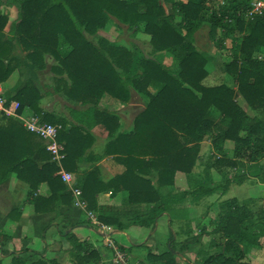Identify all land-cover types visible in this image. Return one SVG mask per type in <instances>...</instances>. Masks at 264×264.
<instances>
[{
  "label": "trees",
  "instance_id": "16d2710c",
  "mask_svg": "<svg viewBox=\"0 0 264 264\" xmlns=\"http://www.w3.org/2000/svg\"><path fill=\"white\" fill-rule=\"evenodd\" d=\"M161 1L168 3L0 0V83L15 68V41L23 53V63L19 64L23 69L10 99L19 102L18 113L30 109L41 121L60 125L58 139L66 153L62 164L76 173L77 161L92 144V135L82 125L39 107L42 91L35 83L36 72L45 68V55L57 61L51 70L68 78V82L58 79L59 90L68 101L90 105L85 113L94 120L84 122L90 127L97 123L107 129L110 139L104 151L118 154L114 158L123 167L107 181L100 179L97 167L83 172L82 180L77 181L88 209L117 230L139 224L152 231L166 211H172L183 201L197 204L220 188L223 194L227 184H241L249 176L264 183V10L246 17L251 0H172V11L166 12ZM3 5H13L17 10L16 19L10 23L1 10ZM109 16L136 30L143 24L152 51L171 54L177 61V71L146 59L139 50L135 56L134 51L112 45L105 38L97 44L86 39V33L94 34L104 28ZM204 22L210 24L209 32L221 49L233 34L240 36L237 49L231 44V59L223 67L235 89L225 82L206 83L209 72L205 66L211 57L198 50L194 37ZM64 45L68 48L63 49ZM129 86L145 95L147 102L135 116L132 130L117 132V116L96 106L104 93L127 101ZM236 91L253 115L237 104ZM212 111L217 113L216 118L210 116ZM0 117L4 120L0 124V184L12 175L27 183V199L36 212L54 210L60 200L72 206V196L57 174L58 167L45 142L27 131L17 118L3 114ZM206 139L210 140L213 154L205 162L199 179L193 170L200 159V141ZM227 142L232 143V156ZM225 166H242L248 171L229 177L222 170ZM252 167L257 168L253 171ZM211 168L223 172V186L221 181H213ZM178 172L185 174L191 184L182 190H171ZM41 183L47 185L49 195L38 194ZM107 190L127 194L116 206L99 204L95 195ZM253 204L236 197L218 201L210 230L202 225L200 235L182 227L186 235L182 241H177L171 232L165 251L147 253L149 264H177L176 252L182 254L202 235H211L219 250L203 256L199 264H251L246 257L247 246L259 232V226L264 230V200L256 208ZM70 237L76 249V264H92L97 256L94 249L87 243H76L73 234ZM3 238L6 237L0 234V242ZM10 264L58 263L41 257L27 263L23 256L13 255Z\"/></svg>",
  "mask_w": 264,
  "mask_h": 264
},
{
  "label": "crops",
  "instance_id": "0c3cea01",
  "mask_svg": "<svg viewBox=\"0 0 264 264\" xmlns=\"http://www.w3.org/2000/svg\"><path fill=\"white\" fill-rule=\"evenodd\" d=\"M13 8L16 10L15 6L13 5L2 6L1 10L5 13V15L8 16V23L12 22L16 18L13 16L15 11H13ZM9 12L11 13L10 15ZM108 41L112 42L109 38ZM122 46L124 45L122 44ZM62 47L63 49L68 48L67 45H64ZM138 50L144 57H147L143 54L142 50L138 46L134 45V47H132L131 49V51H134L135 56L138 54ZM168 54L169 53L164 54L165 56L163 58V63L165 62V59L173 58L171 54H169L170 57H168ZM139 68L137 69V72ZM19 74V70L15 69L6 79V81L0 83V92L3 97L11 98L19 84ZM57 76L62 77V75L59 74H57ZM222 77L227 78L223 69L219 70L218 73L215 70L211 71L206 79H209L210 83H212L211 80L213 79V81H215L213 83L215 84L219 83V80ZM51 88V90H44V88H40L42 91V95L39 99V107L42 109V111L52 113L54 115L63 116L71 123L82 125L93 137L92 144L85 150L83 155L77 161L78 168L76 173H71L73 179L72 185L78 187L77 181L82 180L81 178L83 172H87L95 167L98 168L99 176L102 181H107L112 176L119 173L123 167L114 158L118 154H107L104 151L105 145L110 139L107 129L104 128L101 124L97 123H93L91 127L88 125L89 122H92L94 120L85 113V111L87 110L86 108H89L90 105L68 101L67 97L62 92H60L59 87L55 86V84ZM150 89L152 90V88ZM142 96L143 95L139 93L135 88L129 86V98L127 101H121L117 98L112 97L108 93H104L98 102V106H100L102 109L106 108L105 110L114 112V114L117 116L119 122V126L116 130L117 132H127L129 129L133 128V120L135 116L145 107L146 98L143 99ZM22 114L25 117H28L32 115V112L30 109H24ZM3 122V118L0 117V124ZM226 147L228 150H231L229 147L232 148V143L227 142ZM212 174L213 172L211 173V176H213ZM65 186L67 191L70 192L69 187L67 185ZM176 187H178V185L175 183L171 190H177L175 189ZM182 189L185 188L181 186L180 190ZM28 190V184L17 179L14 175L0 184V234L6 237L5 239L3 238V240H1L0 242V264H2L3 258L8 256L12 259L13 255L23 256L25 259H27V263L35 261L39 257H41L43 260L54 259L58 264H76L77 260H75L74 258L76 249L73 247L74 244L70 237L71 234L74 235L75 238H73L76 243H87L97 253L96 258H94V260H91L92 264H106L111 256L110 243L112 242L120 247H123L126 251V248L120 242H118L117 238H120L125 234L129 238L127 229L132 225L141 226L139 224H130L124 227L122 230H117L115 227L107 225L101 222L99 219L98 220L100 222V225H94L87 218L86 214L83 211L74 207L73 205L71 206L63 203L64 201L62 200L55 203L54 210H51L49 212H36L32 201L27 199ZM37 192L38 194L43 196L49 195L48 187L45 183H41L39 185ZM126 194L127 193L124 191L115 193L112 190H107L97 193L95 196L99 204H109L116 206L122 203V200L126 197ZM180 204L192 205L187 201H183ZM172 211H166L157 220L152 231H150V228L148 227L141 226L145 228L147 232H149L146 233V231H142V238H144L146 235L147 238L145 237V240L148 239V234L151 235L157 230L156 226L160 220L168 223L167 219H169L170 223L173 218L171 216ZM81 213H83L84 217H81ZM85 225L87 226V228H89V230L94 231L96 235L91 236L89 234L85 237H80L76 233V230H78V228L85 227ZM183 225L184 224H181L179 226V230L177 233L184 234L182 230ZM258 233L253 239L258 237ZM174 234L177 240V234ZM32 237H35L37 240V242H35L36 244H33V246L30 245V242H32ZM182 240L183 239L177 241ZM256 240L258 241V239ZM254 243V241H251L247 246L250 251L249 259L247 260L251 264H264L261 262V258L258 259V257H256L258 259L256 260V262L252 260V257H255L254 252L256 249H250L252 247H256L253 246ZM34 245L36 246L34 247ZM131 247H137L141 250V253L135 258V262H138L139 264H149L147 259V253L149 251L158 254L167 249L166 247L163 249H150L149 245H147L144 241L131 243L129 248ZM176 247L178 248V246ZM190 249H192V247H189L182 254L176 252L175 260L177 264H195L188 257L191 251ZM6 251L10 253L7 254ZM262 256L264 258L263 254Z\"/></svg>",
  "mask_w": 264,
  "mask_h": 264
},
{
  "label": "rangeland",
  "instance_id": "374dc122",
  "mask_svg": "<svg viewBox=\"0 0 264 264\" xmlns=\"http://www.w3.org/2000/svg\"><path fill=\"white\" fill-rule=\"evenodd\" d=\"M171 1L172 0H168V3L161 1V4L164 6L166 12L172 11V8L170 6ZM14 10L15 9L13 8V11ZM10 14L11 13L9 12V15ZM13 16L17 17V10L14 11ZM7 28L8 27L5 28V32L7 31ZM139 28L140 29L138 30H136L134 26L130 28L127 24L121 23L117 21L114 17L109 16V20L107 21L104 28L99 29L94 34L86 33V39H88L92 43L97 44L100 38H105L107 40L109 38L112 41V42H109L110 44L116 45V46H122L123 44L124 45L123 47L128 49V51L130 52H131L132 47L136 45L142 50L143 54L147 56L145 57L146 59H152L159 63L161 62L165 66L171 68V70L177 71L178 69L177 61L174 58H171V59L167 58L165 59V62L163 63V58L165 56L164 55L165 53L153 52L152 46L149 42L150 36L147 33L145 34V32L143 33V24H141ZM209 31H210V24L207 22L202 23L200 28L195 33V42H196L195 44L197 45V48L199 51L211 57V59L206 63V66H205L206 70L209 73L213 70H215L218 73L219 70L223 69L224 64L230 61L231 44L233 43L235 48L237 49L240 36L239 34H236V33L233 34V36H231V39H228L225 42L224 48L221 49L219 45L217 44V39L213 38ZM232 40H234V42H231ZM13 42H14L13 57L16 58V60H14L12 64L15 67L14 70L18 69L20 72V70L23 69V66L19 65L20 63H23V62H20L23 56V53L20 51L19 46L15 43V41ZM44 57H45L46 66L45 68L36 72L37 76L35 79V83H37L40 88H44V90H51L52 89L51 87L54 84L55 86H60V84L58 83L59 78L65 79V81L68 82V78L66 74H62V77H60V76H57V74L51 70V67L53 65H57V61L53 59L50 55L48 56L45 55ZM168 57H170V55ZM138 72L139 73L142 72V67L139 68ZM19 76H22V75L19 74ZM209 81H210L209 79H206V83H210ZM219 81L225 82L226 84L234 87L235 89V83H233L231 79L222 77L220 78ZM211 82L212 83L210 84H214L213 82L215 81H213L212 79ZM142 97L143 99L146 98V102H147V97L145 95H143ZM7 99H10V98H7ZM234 99L244 111H246L248 114L253 115V111L251 110L250 107L247 106V104L242 99L240 94H238L237 91L234 94ZM12 100H15V99H12ZM96 107L102 109L100 106H98V104ZM105 109L106 108H104L103 110ZM111 113L114 114V112H111ZM210 116L213 118H216L217 113L212 111L210 113ZM131 130L132 129H129L127 132ZM229 148L232 149L231 147ZM228 153L230 156H232V150H229ZM211 154H213V149H212L210 140L206 139V140L200 141V152H199L200 159L197 162L193 170L196 174L195 177H198L199 179L201 178V176L199 177V173L204 171L205 162L212 159L210 157ZM253 165L255 164L253 163ZM256 168L257 167H252V170L254 171L256 170ZM222 170H224V172L225 171L228 172L229 177L235 174H238V173H245L246 171H248L242 166H237L235 168L225 166L224 168H222ZM210 171L211 173L213 172L212 174L213 176L211 178L216 183L221 181L222 186H223L224 185L223 183H225V180L222 178L223 172L221 173L215 170L214 168H211ZM175 177L176 179H175L174 185L175 183L178 185V187L175 188L177 190H180L181 186L183 188H188V186L191 184L189 180L187 179V176L185 174H182V172H178L177 176L175 175ZM194 183H192V185ZM220 189H218L216 193L208 197H203L197 204H192V205L180 204L178 206H175L173 210H176L179 213L176 211L171 212V216L174 219L172 218V221L170 223H169V219H167L168 223H165L163 220H160L156 226L157 230L151 235L148 234L149 236L148 239L145 240V237L147 238L146 235L144 238H142V235H141L142 231H146V233H149L147 232L145 228L141 226H137V225H132L127 229L129 238L125 234L121 236L120 238H117L118 242H120L126 248V251L124 249L123 250L127 253L129 259L131 261H135V258L137 257V255L141 253V250L138 249L137 247L129 248L131 243H136L138 241H141V242L144 241L146 242L147 245H149L150 249H153V250H155V248L163 249L165 247L167 248L166 242L169 238L170 233L171 232L177 233L179 230V226L181 224H184L182 226L183 228H190L191 234L201 235L199 231L202 225H204L207 230H210L211 229L210 221L213 222L215 220L218 201H221V200H224L230 197H236L237 199H239L240 201L244 203H249V205L251 204L250 206H252V204L254 203L253 207L256 208V206L259 204V201L264 200V183H262L259 179L251 177V176L245 179L241 184L235 183V182H232L229 185L227 184V188L225 192H223V194H220L221 192ZM80 215L82 217L83 213H81ZM258 229H259L258 237L252 240V242L253 241L255 242L253 246H256V247L255 248L252 247L250 250L256 249L254 252L255 257H252V260L254 262H256V260L261 258L260 259L261 262L264 263V258L262 256V254L264 255L263 253L264 251V230L260 226ZM76 233L80 237H85L89 234L91 236L96 235V233L92 230H89V228H87L86 225L83 228H78V230H76ZM185 237H186L185 234H181V233L177 234V240L184 239ZM256 239H258V241ZM31 240L32 242H30V245L33 246V244H36L35 242H37V240L35 237L34 238L32 237ZM35 246L36 245H34V247ZM190 247H192V249H190L191 251L188 257L193 263H196V264L200 263V259H202L203 256H207L208 254L214 253L219 250V248L213 245L212 240H211V235H208V236L202 235L199 238V242H197L196 244H193ZM249 252L250 251L247 248V259H249ZM256 257H258V259ZM10 261H11V258L7 256L3 258L2 264H10Z\"/></svg>",
  "mask_w": 264,
  "mask_h": 264
},
{
  "label": "built area",
  "instance_id": "2783aa9c",
  "mask_svg": "<svg viewBox=\"0 0 264 264\" xmlns=\"http://www.w3.org/2000/svg\"><path fill=\"white\" fill-rule=\"evenodd\" d=\"M263 10V0H251L245 16L252 17ZM18 107L19 102L17 100L7 99L3 97L0 92V113L8 117L17 118L27 131L36 134L45 142L46 149L51 155L52 161H54L58 167L57 174L63 183L70 189L73 206L83 211L92 224L100 225L95 213L88 209L87 204L82 197L80 188L72 185L73 179L71 172L63 167L62 162L66 153L63 143L58 139V129L60 128V125L43 122L35 115L25 117L23 114L17 112ZM110 246L111 256L106 264H138V262L131 261L127 253L120 246L112 242L110 243Z\"/></svg>",
  "mask_w": 264,
  "mask_h": 264
}]
</instances>
